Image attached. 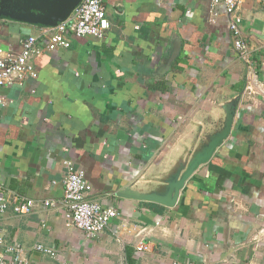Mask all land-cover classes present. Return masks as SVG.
I'll return each instance as SVG.
<instances>
[{
    "label": "crops",
    "instance_id": "0c3cea01",
    "mask_svg": "<svg viewBox=\"0 0 264 264\" xmlns=\"http://www.w3.org/2000/svg\"><path fill=\"white\" fill-rule=\"evenodd\" d=\"M241 15L253 90L225 8L211 0H111L105 38L43 49L36 77L2 89L13 102L0 106V181L56 205L1 213L7 243L22 245L30 264H264V1L247 0ZM40 34L0 20L1 48L19 52ZM177 38L180 54L160 74ZM229 111L230 135L175 206L118 195L161 187L224 128ZM66 159L85 171L90 199L119 211L95 237L67 225ZM143 240L150 251L137 250Z\"/></svg>",
    "mask_w": 264,
    "mask_h": 264
},
{
    "label": "built area",
    "instance_id": "2783aa9c",
    "mask_svg": "<svg viewBox=\"0 0 264 264\" xmlns=\"http://www.w3.org/2000/svg\"><path fill=\"white\" fill-rule=\"evenodd\" d=\"M111 0H82L71 16L55 27H40V37L29 35L22 41V49L19 52L0 47V106H7L12 99L2 93V89L14 84H23L27 79L37 76L34 58L43 49L53 51L61 47H70L72 38L96 37L105 38L111 23L107 16V6ZM247 0H211L212 8L222 4L225 8V16L229 29L233 35V43L240 57L250 66L248 89L253 90L256 78L252 66L251 48L244 38L242 30L243 17L241 7ZM264 1V0H261ZM218 13L214 12V16ZM214 20V18H213ZM39 38L43 39L41 46ZM67 172L63 178L64 194L61 200L66 210L67 225L95 237L111 223V220L119 215V211L113 207L104 206L97 200L88 197L92 185L83 169L76 166L72 160L64 161ZM51 208L56 205L54 201H36L33 198L11 192L0 181V214L12 207L16 213H31L36 205ZM34 248L42 253L55 256L56 252L42 243H37ZM152 249V241H141L137 245L139 252H148ZM0 264H30L24 254V248L20 244H8L3 229L0 228ZM173 264H193L189 259L174 261Z\"/></svg>",
    "mask_w": 264,
    "mask_h": 264
},
{
    "label": "water",
    "instance_id": "95a60500",
    "mask_svg": "<svg viewBox=\"0 0 264 264\" xmlns=\"http://www.w3.org/2000/svg\"><path fill=\"white\" fill-rule=\"evenodd\" d=\"M81 2L82 0H0V20H12L37 27H55L66 21ZM180 49L181 40L177 38L172 53L159 69L160 74L170 70L172 62L180 54ZM233 118V113L229 111L224 128L191 159H181L161 187L148 192L127 188L119 191L118 195L154 201L169 207L175 206L188 179L202 164L211 160L217 148L230 135Z\"/></svg>",
    "mask_w": 264,
    "mask_h": 264
}]
</instances>
